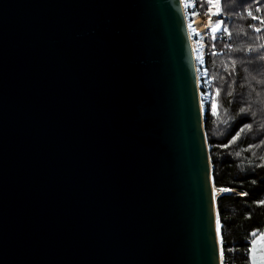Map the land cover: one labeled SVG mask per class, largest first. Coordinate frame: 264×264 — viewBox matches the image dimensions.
<instances>
[{"label": "water", "instance_id": "1", "mask_svg": "<svg viewBox=\"0 0 264 264\" xmlns=\"http://www.w3.org/2000/svg\"><path fill=\"white\" fill-rule=\"evenodd\" d=\"M211 179L181 0H0V264H222Z\"/></svg>", "mask_w": 264, "mask_h": 264}, {"label": "trees", "instance_id": "2", "mask_svg": "<svg viewBox=\"0 0 264 264\" xmlns=\"http://www.w3.org/2000/svg\"><path fill=\"white\" fill-rule=\"evenodd\" d=\"M208 10L207 0H195L192 12L203 18ZM218 11L231 36L219 32L213 40L210 30L205 31L202 70L207 85L199 90L209 100L203 103V126L213 186L235 191L216 198L222 264H249L252 234L264 235V24L247 13L264 18V0H221Z\"/></svg>", "mask_w": 264, "mask_h": 264}, {"label": "rangeland", "instance_id": "3", "mask_svg": "<svg viewBox=\"0 0 264 264\" xmlns=\"http://www.w3.org/2000/svg\"><path fill=\"white\" fill-rule=\"evenodd\" d=\"M181 3H182L183 10L185 13V20L189 28V36H190V40H191V44H192L193 52H194L193 55L195 56L194 59H195V66L197 70L198 84L199 86L207 85L205 71L202 70L203 66H201L203 65L202 62H203V57H204V46H205L204 38H205L206 28L209 29V27L207 26L208 21H209V14H210V19L212 21L211 27H215V22L220 21L218 19V15L216 14L218 12V5L208 4L209 10L206 12L203 18H200L196 13L192 12V9L195 5V0H181ZM196 18L199 20L197 25L194 23L196 21ZM200 100H201V106L203 108V103L209 100V96H207V94L200 93ZM220 194L221 193H219V195ZM215 197L217 198V196ZM219 241H221V239Z\"/></svg>", "mask_w": 264, "mask_h": 264}, {"label": "snow or ice", "instance_id": "4", "mask_svg": "<svg viewBox=\"0 0 264 264\" xmlns=\"http://www.w3.org/2000/svg\"><path fill=\"white\" fill-rule=\"evenodd\" d=\"M207 3L209 5H213V4H217L218 5V4H221V0H207ZM260 11H261L260 8H257L256 9V12H260ZM216 14L217 15H221L222 12H219L218 11ZM247 15L250 16L254 20H258L260 24H264V18H260V17L255 16L253 14V12L249 11L247 13ZM211 23H212V21L210 19V14H209V21H208V25L207 26L209 27L210 32L213 34L212 35V39L213 40H216L217 39V35H216L217 32L227 33L229 36H231V33L228 32V29L223 27V21L222 20L215 22V27H211ZM254 31L261 32L262 29L260 27H255L254 28ZM261 47H264V45H261ZM213 48H215V45H213ZM250 51H252V49H250ZM212 55L215 56V55H217V53L215 51H213L212 52ZM225 70L227 71V68H225ZM205 74L207 75V73H205ZM219 94H220V89H216V95L219 96ZM228 94L231 95V93H228ZM211 108L213 110V114L218 115V112L216 111L217 105L215 103H213L211 105ZM242 111H244V110L242 109ZM240 131L242 132V131H244V129H241ZM238 138H239V133L237 134L236 137L233 138V141L232 142L234 143L235 140L238 139ZM227 146L228 145H226L225 147H227ZM225 191H229V189H223V188L220 189V192H225ZM215 224H216V233H217V235H219L220 234V219H219V214L218 213H217V217H216ZM252 235L255 236L256 234L253 233ZM222 244H223V241L221 240V256L223 255Z\"/></svg>", "mask_w": 264, "mask_h": 264}, {"label": "bare ground", "instance_id": "5", "mask_svg": "<svg viewBox=\"0 0 264 264\" xmlns=\"http://www.w3.org/2000/svg\"><path fill=\"white\" fill-rule=\"evenodd\" d=\"M199 22V20L196 18V21L194 22L196 25H197V23ZM194 24V25H195ZM187 29H188V31H189V28H188V24H187ZM191 47H192V44H191ZM192 51H193V47H192ZM193 54H194V52H193ZM195 57V56H194ZM211 186H212V193H213V199H215L216 197L215 196H218L219 195V193H221V194H223V193H235V191H225V192H220V189L219 190H217V189H215V187L213 186V184H212V179H211ZM216 200V199H215ZM216 217H217V215H216V210H215V221H216ZM216 225V224H215ZM218 236V241L221 239L220 238V236L219 235H217ZM219 244H220V241H219Z\"/></svg>", "mask_w": 264, "mask_h": 264}, {"label": "built area", "instance_id": "6", "mask_svg": "<svg viewBox=\"0 0 264 264\" xmlns=\"http://www.w3.org/2000/svg\"><path fill=\"white\" fill-rule=\"evenodd\" d=\"M186 25H187V23H186ZM189 32V31H188ZM201 66H203V65H201Z\"/></svg>", "mask_w": 264, "mask_h": 264}, {"label": "clouds", "instance_id": "7", "mask_svg": "<svg viewBox=\"0 0 264 264\" xmlns=\"http://www.w3.org/2000/svg\"><path fill=\"white\" fill-rule=\"evenodd\" d=\"M197 71V70H196Z\"/></svg>", "mask_w": 264, "mask_h": 264}]
</instances>
